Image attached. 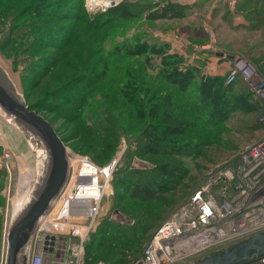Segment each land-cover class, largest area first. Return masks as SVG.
<instances>
[{"label":"trees","instance_id":"1","mask_svg":"<svg viewBox=\"0 0 264 264\" xmlns=\"http://www.w3.org/2000/svg\"><path fill=\"white\" fill-rule=\"evenodd\" d=\"M155 1L123 0L90 17L84 11L85 0H0V13L14 21V24L12 21L7 24L12 26L14 33L21 31L23 35L18 41L29 39L30 44L25 43L17 50L40 59L46 57L43 61H59L71 51L81 31L83 34L94 32L80 54L85 59L81 58V65L76 64L79 68L71 62L63 77L56 79L51 88L40 91L45 96L44 104L52 99L50 93L55 89L65 88L73 96L61 97L62 104L53 103L47 108L37 102L29 103L27 94L20 91L25 105L39 112L54 127L66 148L70 140L74 141L73 148L97 165L114 157L122 137L132 148L127 149L113 172L110 208L84 242L83 264H132L139 258L144 245L170 218L161 222L151 234L154 222L162 218L157 206L168 204L171 207L180 202L174 214L187 204L210 176L205 175L201 182L195 178L194 172L201 167L198 159L211 160L209 148L233 144L231 139L223 138L230 133L228 122L231 118L237 115L250 117L245 124L236 123L245 133L264 131V122L259 120L264 114V103L245 83H238L241 78L227 85L228 73L225 76L207 75L202 66L188 65L181 55L171 51L168 43L144 39L143 32L133 34L132 28L142 21L141 14L150 24L189 15V5ZM253 5L264 11V0H254ZM49 7L50 12H47ZM111 22L115 23L111 29L113 38L118 35L116 29H122L124 40L105 52L104 61L95 63L92 56L102 53L103 49L99 31ZM78 28L82 30L78 32ZM35 32L40 36H35ZM129 32L132 35L125 37ZM115 53L126 55L125 71L129 76L119 84L115 94L104 96L93 104L94 98L90 100L87 91L76 88L77 81L92 86V80L98 78L96 68L102 66L104 71L106 65H114L106 60ZM0 54L3 55L1 51ZM247 59L264 77V58L260 63ZM27 61L24 58L25 65ZM31 66L27 64L26 70H32ZM29 77L33 82L34 78ZM79 103L88 104L86 115L79 109ZM63 106L72 112L61 114L65 122L55 128L58 118L47 117L43 112L47 109V112L61 111ZM83 117L89 119L87 137L80 134ZM236 124L233 125L237 127ZM66 126L69 137L62 133L61 127ZM5 173L0 171V181ZM175 194L178 197L174 200L170 195ZM3 204L4 199L0 197V205ZM3 224L0 215V233ZM224 250L208 249L207 254L203 252L182 264L196 263Z\"/></svg>","mask_w":264,"mask_h":264},{"label":"rangeland","instance_id":"2","mask_svg":"<svg viewBox=\"0 0 264 264\" xmlns=\"http://www.w3.org/2000/svg\"><path fill=\"white\" fill-rule=\"evenodd\" d=\"M158 1H171L180 3L178 0ZM191 1L192 2L190 4L193 7L191 13L193 14L188 15V17L177 19L173 22H154L150 24V22H147L148 20L145 19L146 16L141 14L142 21H138L137 26L135 28H132L133 31H131L135 35L138 34V32H143L144 39L151 40L152 42H166L170 45L171 51L173 52L174 49L172 45L175 42L184 44L186 43L187 38L193 41L195 40L194 37L198 36V38H201L202 42H208L207 44H209L210 48H207L206 50H209L210 52L215 51L216 53L219 52L227 55L243 57L246 59L250 58L260 63L261 59L264 58V11L259 7L253 5L254 0H240V2H238L239 4L234 10H231L229 7L219 3L216 0ZM85 8V13H88L90 17L95 16L96 12H92L86 7V0ZM46 10L47 12H50V7L46 8ZM85 16L88 17V15ZM12 19L10 18V16L0 13V51L4 55H2V62L5 67H8L11 76L18 85V90L27 94L29 103L35 104V102H37L40 103L41 106L46 105L47 108L51 107V104L53 103L62 104L63 102H61L59 98L73 96L67 92V89H61V91H59V89H55L54 91H52L50 93L52 99L45 102V104L43 103V98L45 96L40 91L51 88L56 79L63 77L64 73L68 71L67 69L70 66L69 64L71 62H74L71 65H76L79 63L81 65V60L85 58H83L80 54L84 52L86 45H88L89 41L91 40V35H93L94 32L86 31V33L83 34V32L81 31L80 37L73 43L71 51L61 56L59 61H54V63H52L51 61L47 60L43 61L44 59H47L46 57H44V59H40L35 55L30 56L28 52L26 53L23 50H17L21 45L30 43L28 41L29 39L18 41L19 37L23 38V35H21V31H16L14 33L12 31V26L7 24V22L11 23ZM12 24H14V21H12ZM64 24H67V22H65ZM114 24V22H111L110 25L99 31L103 37L101 40V44L103 47L101 45H99V47H102L103 49L102 53H98L97 56H92L93 62L96 63L99 60L104 61L103 56H106L105 52L112 50L116 44H120L121 41L124 40V37L121 36L125 31L122 29H116L118 31L117 34L120 36L118 37L117 35L113 38L114 31H112L111 29H113ZM80 25H82V23H80ZM142 25L144 28H142ZM77 30L79 32V30H82V28H78ZM197 31L198 34H195ZM191 32L193 35L192 37L190 36ZM35 33V36H40L39 33ZM131 35L132 33L129 32L125 37ZM11 38H14V40H11ZM188 49L191 52L197 53L196 48L193 46H189ZM224 51H226L227 53H225ZM212 53L215 54L214 52ZM198 54L203 53L198 52ZM24 58L28 60L26 62V65L24 62ZM106 61L109 63H113L114 65H110L109 67H107L106 65L104 67V69L106 70L104 71L102 66L100 68H96V77L98 78H95V81L92 80V82H94L92 86H85V82L80 81L82 82L80 83L79 81H77L78 85L76 88L80 91L82 90V88L83 90L87 91V96H90V100H93L94 98L93 104L99 101L100 98L104 96L106 97L112 93L115 94L116 90L119 88V84L125 82L127 80V77L129 76L128 72L125 71L126 65L128 63L126 55L115 53L113 57L109 58ZM27 64L32 65L31 68L33 67V69L26 70ZM75 67L79 68L77 65ZM30 75L34 78L33 82H31V78L29 77ZM70 87H72V85H70ZM37 97H40L41 99H36ZM79 105V109L81 110L82 114L88 112V104L84 106L82 103H79ZM48 110L49 109L44 111L43 114H47V117L58 118L57 121H55V128H59V126L65 122L63 117H61V114L68 115L70 112H72V110H65V106L62 107L61 111L55 109L54 112H47ZM25 120L26 119L21 120V124L26 129H29V131L27 130L26 132H30L31 135L32 132L34 134V126L31 125L30 122ZM88 120V117H83L81 119L82 123L80 126V134L83 137H87L88 135ZM249 120V116L245 117L239 115L234 116L229 120L228 128H231V130L230 133L224 135L223 138L224 140L225 138L231 139L233 141V144H231L230 146H216L209 148L208 156L211 158V160L198 159L201 167L194 172L195 178H197L201 182L202 179H204V176H209L211 174V171H213L216 166L232 165V163L236 161L239 151L244 146L253 143L256 140H259L264 136L262 130H258L253 133H245V131L240 129L236 124H245ZM233 124H236L237 127H235ZM61 129L63 130L62 133L64 134V137H69L70 131L68 129V126L61 127ZM30 134L28 133L26 137L24 136V139V137L20 133H16L15 135L11 133V135H9L11 147L9 149L2 150L0 153V155H2L4 151H9L11 157L9 161L10 170L8 171L6 168H0L1 172H6V176H4V178L0 181V197H3L4 199V204L0 205V215L4 219V224L6 223V219L8 220V226L12 222V219L16 212L14 208L16 205V200L19 199L18 195H21V199L24 200L26 205L29 201V195L32 192L33 187L38 183V179L41 178V176L38 177L39 170L36 155L37 148L35 147L34 143L30 141ZM73 144L74 141L71 140L67 143V148L65 151L68 157H72L73 155H80L79 152L73 148ZM127 149L130 150L132 148L129 147V142H126L125 138L122 137L121 143L114 157L109 162L99 166H105L116 159L118 160V166L119 162L121 161V157L126 153ZM28 171H33V174L35 176H33V180L22 192L20 188V182L22 178L21 176ZM112 193L113 189L111 183L109 182V185L106 188L102 198L100 215L96 226L99 225V221L110 208V198L112 197ZM170 196H172L174 200L178 197L177 194ZM179 203H174V205L171 207L168 204L157 206L159 208V213H161L162 215V218L154 222L151 234L155 232L157 226L161 222L173 215L172 213L175 211ZM4 224L0 233V264H5L7 252V245H5L4 243ZM148 243L149 242H147L144 247H146ZM205 251L207 252L208 249ZM205 251L203 253L204 255L207 254ZM23 255H26V253H18L16 256L17 262H19V264H22L24 258ZM28 256L30 261L32 257V250L28 253Z\"/></svg>","mask_w":264,"mask_h":264},{"label":"built area","instance_id":"3","mask_svg":"<svg viewBox=\"0 0 264 264\" xmlns=\"http://www.w3.org/2000/svg\"><path fill=\"white\" fill-rule=\"evenodd\" d=\"M121 0H100L96 9L89 0L86 7L92 12L106 11ZM234 10L239 0H216ZM206 48H210L207 46ZM241 78L248 89L264 103V77L246 58L232 60L226 84ZM264 122V114L259 119ZM264 133V131H262ZM10 152L0 155V168L10 170ZM118 160L99 166L88 156L70 157L69 179L39 224L33 240L29 264H47L49 247L62 238L59 259L49 264H83L84 242L95 229L100 215V200L92 193L103 195ZM107 170L108 173L105 171ZM78 196L79 199L74 198ZM73 217H86L85 225L73 224ZM8 220L4 224V243L7 245ZM264 231V136L244 146L232 165L216 166L206 181L156 231L143 254L132 264H182L207 249L231 248ZM56 241L46 245V237ZM47 248V250H45ZM51 251V250H50ZM239 264H264V255Z\"/></svg>","mask_w":264,"mask_h":264},{"label":"water","instance_id":"4","mask_svg":"<svg viewBox=\"0 0 264 264\" xmlns=\"http://www.w3.org/2000/svg\"><path fill=\"white\" fill-rule=\"evenodd\" d=\"M217 56L224 57L226 55L217 53ZM227 57L232 60L235 58L234 55H227ZM0 83L5 84L4 88L0 85V109L25 137L30 132H26L29 129L21 124V120L26 119L34 126L35 132L30 134V141L34 138L38 145L35 147L40 148L50 161L41 178L38 179V183L33 187L25 210L22 213L15 212L6 236L5 264H19L16 259L18 253H26L23 255L22 264H29L28 253L32 250L37 228L51 210L68 180L70 157L66 155V147L54 127L39 112L31 110L25 105L22 94L15 85H11L7 81L1 67ZM46 239V245L49 241H52V245L56 241L55 236H47ZM263 255L264 231L231 248L192 264H239Z\"/></svg>","mask_w":264,"mask_h":264},{"label":"crops","instance_id":"5","mask_svg":"<svg viewBox=\"0 0 264 264\" xmlns=\"http://www.w3.org/2000/svg\"><path fill=\"white\" fill-rule=\"evenodd\" d=\"M181 4H188L190 6L189 8V15L193 14L191 13V10L193 9V7L191 6V0H178ZM176 20H172V21H164V22H173ZM198 34V31L195 33ZM190 36L192 37V32L190 33ZM195 40H189L187 38L186 43L182 44V43H177L175 42L172 46L174 49V52L181 55L186 63L188 65H199L203 67V70L205 72V74L207 75H212V76H225L232 65V59L227 57V54H225L226 56L224 57H220L217 56V53L219 52H214L215 54H213L212 52L207 53L209 50H206L207 46H209V44L202 42L201 38L198 36L194 37ZM189 46H193L196 48L197 53L191 52L188 48ZM198 52H201L203 54H198ZM206 57V58H205ZM2 55L0 54V67L4 70V75L7 79V81L12 85H15L16 88L18 89V85L15 82V80L13 79V77L11 76L8 67H5L3 62H2ZM189 62V63H188ZM238 83H245L243 80H238ZM3 84V85H2ZM246 84V83H245ZM1 87L4 88L3 86H5L4 83H0ZM13 130V131H11ZM11 133H13L14 135L16 133H20L23 137L24 134L20 131V129L6 116V114L4 112H2V110L0 109V153L2 150L4 149H9L11 147L10 144V138L9 135H11ZM25 139V137H24ZM16 163V162H15ZM33 180V178L31 179V181ZM30 181V182H31ZM71 222L73 224L76 225H80L83 226L86 224L87 222V218L86 217H73L71 219ZM60 246H64V241L62 238H60L55 246H50L49 247V252L48 255L49 257L47 258V264H49V260H51V257H53V261H57L59 259V251H60ZM51 250V251H50Z\"/></svg>","mask_w":264,"mask_h":264},{"label":"bare ground","instance_id":"6","mask_svg":"<svg viewBox=\"0 0 264 264\" xmlns=\"http://www.w3.org/2000/svg\"><path fill=\"white\" fill-rule=\"evenodd\" d=\"M100 0H89V4H91V8L92 9H95V8H97L98 7V3H100L99 2ZM33 141H34V143H35V140H34V138H33V140H31V142L33 143ZM35 146L37 147L38 145L35 143ZM36 155H37V163H38V170H39V175H38V177H40L41 175H42V173H44V171L46 170V167L50 164V161H48L49 160V158L48 157H46V155L41 151V149L40 148H37V152H36ZM106 173H108L107 172V170L105 171ZM34 172L33 171H28V172H26V173H24L21 177V182H20V188H21V190H22V192L25 190V188L29 185V183H30V181H31V179L33 178V176H35L34 174H33ZM69 175H70V173H69ZM68 179H69V177H68ZM68 181V180H67ZM67 183V182H66ZM66 185V184H65ZM65 187V186H64ZM63 187V188H64ZM63 190V189H62ZM62 192V191H61ZM60 195V194H59ZM103 195H104V193H103ZM103 195H102V197H101V195L99 194V192H97V193H92L91 194V199H94V200H99L100 198H101V200H100V205H101V202H102V198H103ZM19 197V199H17L16 200V205H15V210H16V212H18V213H22L24 210H25V202H24V200L23 199H21V195H18ZM74 198H77V199H79V197L78 196H76V197H74ZM32 249H33V245H32Z\"/></svg>","mask_w":264,"mask_h":264}]
</instances>
